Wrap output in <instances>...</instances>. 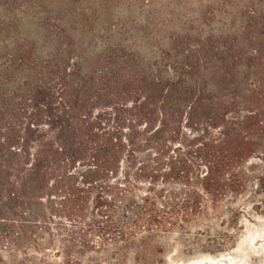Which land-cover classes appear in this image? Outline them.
Listing matches in <instances>:
<instances>
[{
    "label": "trees",
    "instance_id": "obj_1",
    "mask_svg": "<svg viewBox=\"0 0 264 264\" xmlns=\"http://www.w3.org/2000/svg\"><path fill=\"white\" fill-rule=\"evenodd\" d=\"M186 49L80 66L56 44L0 66L6 264L56 241L64 264L137 236L144 248L244 191L264 156V14L246 9L222 50Z\"/></svg>",
    "mask_w": 264,
    "mask_h": 264
},
{
    "label": "rangeland",
    "instance_id": "obj_2",
    "mask_svg": "<svg viewBox=\"0 0 264 264\" xmlns=\"http://www.w3.org/2000/svg\"><path fill=\"white\" fill-rule=\"evenodd\" d=\"M249 7L264 14V0H0V66H15V55L28 51L47 54L56 44L69 45L72 63L80 66L118 57L154 66L209 42L222 50ZM245 166L244 191L217 209L208 206L184 229L160 234L144 248L140 236L129 248L109 243L83 252L75 264H222L224 257L225 264H264V156ZM57 244L22 263L64 264ZM8 252L0 251V264Z\"/></svg>",
    "mask_w": 264,
    "mask_h": 264
},
{
    "label": "bare ground",
    "instance_id": "obj_3",
    "mask_svg": "<svg viewBox=\"0 0 264 264\" xmlns=\"http://www.w3.org/2000/svg\"><path fill=\"white\" fill-rule=\"evenodd\" d=\"M224 258H226V257H224ZM224 258H223V259L220 258V259H222V260L219 259L220 262H221L222 264H225V263L227 262V260L224 259ZM220 262H219V263H220ZM190 264H207V262H205V261H204V262H199V260H195V261H192ZM227 264H228V263H227Z\"/></svg>",
    "mask_w": 264,
    "mask_h": 264
}]
</instances>
